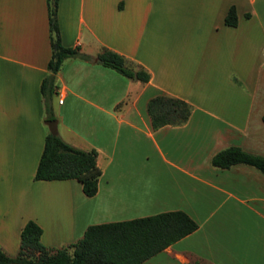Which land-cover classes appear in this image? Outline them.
<instances>
[{"label":"crops","instance_id":"1","mask_svg":"<svg viewBox=\"0 0 264 264\" xmlns=\"http://www.w3.org/2000/svg\"><path fill=\"white\" fill-rule=\"evenodd\" d=\"M231 6L236 25L224 20ZM57 18L62 43L89 57L64 59L51 106L66 142L98 151V190L34 178L48 130V3L0 0L1 248L18 251L29 219L59 247L93 223L184 210L198 227L140 264H264V172L211 163L230 145L264 155V0H58ZM104 47L149 80L101 64ZM160 93L192 104L184 123L152 125Z\"/></svg>","mask_w":264,"mask_h":264},{"label":"trees","instance_id":"2","mask_svg":"<svg viewBox=\"0 0 264 264\" xmlns=\"http://www.w3.org/2000/svg\"><path fill=\"white\" fill-rule=\"evenodd\" d=\"M52 53L48 61L49 73L41 83V94L45 119L55 118L51 101L56 93L55 74L65 58L89 55L77 47L62 43L57 18L58 0H47ZM225 23L236 25L238 16L231 6ZM97 60L122 74L148 81L150 73L142 66L135 67L123 54L104 47ZM152 125L184 123L192 104L187 100L165 93L152 97L147 104ZM264 121V112L262 114ZM95 148L83 149L66 142L58 133L46 132L44 148L35 171V179L75 178L82 183L86 195H94L102 173L97 163ZM217 167H229L235 163H247L264 172V155L230 145L220 149L211 157ZM198 227V223L184 210L161 211L151 215L87 226L81 238L59 247L47 246L41 241L42 227L29 219L20 233V245L15 254L6 253L0 246V264H140L184 237ZM189 264H203L194 260Z\"/></svg>","mask_w":264,"mask_h":264},{"label":"water","instance_id":"3","mask_svg":"<svg viewBox=\"0 0 264 264\" xmlns=\"http://www.w3.org/2000/svg\"><path fill=\"white\" fill-rule=\"evenodd\" d=\"M46 125L48 127V130L51 133H53V134L58 133L57 118H49V119H46Z\"/></svg>","mask_w":264,"mask_h":264},{"label":"built area","instance_id":"4","mask_svg":"<svg viewBox=\"0 0 264 264\" xmlns=\"http://www.w3.org/2000/svg\"><path fill=\"white\" fill-rule=\"evenodd\" d=\"M59 101H62V98H59Z\"/></svg>","mask_w":264,"mask_h":264}]
</instances>
